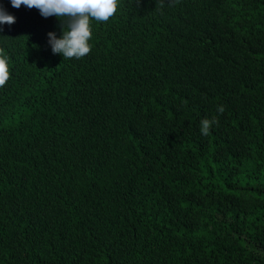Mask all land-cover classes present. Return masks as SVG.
<instances>
[{"label":"trees","instance_id":"trees-1","mask_svg":"<svg viewBox=\"0 0 264 264\" xmlns=\"http://www.w3.org/2000/svg\"><path fill=\"white\" fill-rule=\"evenodd\" d=\"M0 6V264H264V0H118L80 59Z\"/></svg>","mask_w":264,"mask_h":264},{"label":"clouds","instance_id":"clouds-1","mask_svg":"<svg viewBox=\"0 0 264 264\" xmlns=\"http://www.w3.org/2000/svg\"><path fill=\"white\" fill-rule=\"evenodd\" d=\"M13 8L21 5L31 9L36 8L39 14L48 18L55 16L61 21V34L48 32V44L53 54L62 58L80 59L91 51L92 27L91 21L106 22L112 17L118 6V0H9ZM61 18L66 20L62 23ZM16 17L0 6V31L5 24L12 25ZM10 76L8 58L0 52V87H3ZM222 105L217 112L222 113ZM215 120H201L200 133L208 135Z\"/></svg>","mask_w":264,"mask_h":264}]
</instances>
